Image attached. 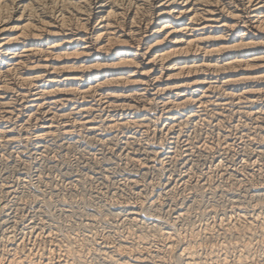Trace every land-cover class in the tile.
Segmentation results:
<instances>
[{
  "label": "bare ground",
  "instance_id": "1",
  "mask_svg": "<svg viewBox=\"0 0 264 264\" xmlns=\"http://www.w3.org/2000/svg\"><path fill=\"white\" fill-rule=\"evenodd\" d=\"M263 102L264 0H0V145L19 141V131L30 134L25 135L29 140L31 134L37 140H46L81 130L89 134L123 133L121 136L126 130L171 134L176 128L181 129L184 122L205 121L203 116L208 110L217 117L214 126L221 134L223 128L234 125L228 126L223 120L229 105H236L240 113L252 117L264 114ZM244 127L247 126L244 124ZM143 146L152 155L151 162L148 160L151 167L153 158L162 163L174 157L172 150L153 148L151 142ZM122 152L129 163L131 160L135 166L142 165V160L133 152ZM253 157L244 158L246 166L255 162ZM135 181L133 184H138ZM189 182L192 181L189 179ZM167 186L169 191L175 190L170 180L166 181V189ZM151 189L150 196L137 204H119L127 211V223L134 227L125 226L121 232L110 231L107 235L102 233L103 243H98V238L94 240L97 232L95 236L82 234L91 242L86 246L84 238L77 234H63L56 239L53 231L43 232L44 228L34 236L37 248H33L34 242L27 248L26 237L17 242L10 235L8 247L0 249V264H93L95 258L99 264H175L176 260L181 264H264V244H258L256 239L258 229L264 232L263 187L253 189V196L257 198L254 211L246 205H235L231 210L241 212H237V217L221 218L227 222L208 223L204 231L182 236H177L172 226L169 230L153 231V223L161 224L153 212L148 232L136 226L145 208L162 204L161 193ZM174 213L177 220L189 214L183 208ZM119 214L116 215L119 217ZM110 237L114 241L110 242ZM204 240L206 244L208 240L214 242H209L203 250ZM261 240L259 243H264V233ZM262 248L260 252L258 249ZM230 249L234 255H230Z\"/></svg>",
  "mask_w": 264,
  "mask_h": 264
},
{
  "label": "rangeland",
  "instance_id": "2",
  "mask_svg": "<svg viewBox=\"0 0 264 264\" xmlns=\"http://www.w3.org/2000/svg\"><path fill=\"white\" fill-rule=\"evenodd\" d=\"M263 105H264V102H263ZM227 108L225 109V113L227 116H225V118L223 119L224 122L226 121L225 124L228 126L231 124H234L237 126L240 123V125H238V127L236 128L234 125L233 126L231 125L232 127L229 126V128L228 127L225 129L223 128L220 132L221 134H219L220 129H218L217 126H214L217 123V117H215L212 111H211V114H209L210 110L206 111L207 113L205 115L207 116L205 115L203 116L204 118H206L205 121L200 120V122H197V123L196 121L184 122V124L180 127L181 129L176 128V131L171 134H168V133L167 134L166 133L164 134L144 133L143 134V133L137 132L136 130H135L136 132L134 130H130L131 132H129V130H126L125 132L127 131L128 132L121 136V134L123 133H120V134L117 132L109 133L110 131L109 132L104 131L102 133L99 132L100 134H97V133L89 134L88 131L81 130V132L80 131L77 132L79 134L73 133V134H70V136L60 134L61 136L57 135V137L55 136V137H52L46 140H37L31 134V139L33 140L31 139L29 140V139H25L26 138L25 135L30 136V134L27 135L21 131L17 132L18 133L17 138H19V141L13 144L3 143L0 145V249L3 250L4 248L8 247V244H9L8 238L10 237V235L14 236V238L16 237L15 239L17 242L23 241V239L26 237L24 239L25 246L29 248L30 246L34 245L36 247L33 246V248H37V244L35 243L34 239L36 235H38L40 230L42 232L44 228L46 230H44L43 232H47V231L49 232V230L53 231L54 235L55 234L57 235L56 239L57 237L60 238V235L64 236L67 234H72V235L77 234V236H79L81 239L84 238L86 246L87 245L90 246L91 242L86 241V238L82 237V234L83 236H87V235L95 236L97 232L98 235L95 236L96 238H94V240L98 238L99 240L97 239V242L103 243V241L105 240V238L103 240L104 234L107 235V232L111 231L112 233H114L118 230L121 232L122 230L125 229V226L126 228L130 226L134 227L127 223L128 222L126 220L127 211L120 208L119 204L121 203L124 204L128 202L130 204H134V203L137 204L140 201H143L147 197L150 196V192L152 190L151 188H155L154 190H157V192L161 193L160 199H161L162 204L160 203L161 206L160 205L153 206V208H145L146 206L144 207L145 209L143 210L144 212L143 214L145 216L142 215V217H140V222L136 225L137 227L140 226L139 228L144 231L145 230L147 231L148 230L147 228L152 227V226H153V231H155L156 229L169 230V228L172 226L173 232H175L176 235L178 234L179 236H182V234L184 235V233L185 235L186 234L190 235L192 232H196L197 230H201L200 232L204 231L208 223L211 225V224H214L215 221H217V223L215 222V224L219 225L221 222H227L225 220L224 221L222 220L224 217H227L226 220H228V218L231 219L230 217H233V216L237 217V215L241 212L237 211L238 209L235 212L232 211L233 210L232 207L235 205H239L241 207L246 205V208L247 206L250 207L248 208L249 210L252 208L251 212L254 211L253 208L255 207L254 205L257 202V198L255 195L253 196V194H255L254 193L255 191H253V189H255V187L264 188V185H263L264 183V152H263L264 143L262 145L260 141V138H262L263 137L262 135H264V128H263L264 127V114L262 115L260 114L261 116L258 115L260 116L258 119L256 118L258 116L251 117V116H247L245 114L240 113L239 108L236 107V105H231V106L229 105ZM231 108H233L232 109L233 111L231 110ZM234 111H237V112H234ZM232 114H234L233 115L234 117L231 116ZM207 117L209 118V121L207 120L208 119ZM212 118H214V120ZM210 120L213 122L211 123ZM231 120L233 121V123ZM244 124L247 127H244ZM260 125H262L263 127L262 126L259 127ZM225 130L226 132L227 131L228 132L226 133ZM179 131H182V132H179ZM224 133L227 134V136L230 133L231 135L227 137ZM131 136L133 140L135 141L132 140ZM111 137H114V139ZM175 137H176V140L177 138L180 137L178 142L174 139ZM254 137L257 140H255ZM234 139H235V142H234ZM140 140H142L141 144L139 143ZM125 141L126 142L130 141V143H132L133 141V143L130 145L128 142L127 143L129 145L128 146ZM135 142L138 146L135 144ZM148 142L149 143L151 142L153 144V148H155L156 146V148L165 147L166 149L164 150H170V151L172 150V154L174 155V157L167 158L169 161H167L166 159V160H163L162 163L160 162V160L154 161V158H153V164L151 167V164L148 163V160L150 159L149 162H151L152 155L148 151L149 149L146 150L144 149L146 146L145 147L143 146V143L146 144ZM169 142L171 143V145ZM218 142L220 143L219 145H218ZM225 142L226 143L229 142V143L226 144ZM124 143L126 146L124 145ZM161 143L164 146H162ZM204 143L205 145L209 144L207 146L208 148L209 146L210 147L214 146L215 148L214 147L212 148L215 151L212 148H209L212 151L208 150V148L205 147ZM234 143L235 144L237 143V145L234 146L233 145ZM224 144H226L227 148L224 147L225 146ZM177 145L179 146L180 149L178 148ZM124 146L127 148H125ZM169 146H172V147L169 148ZM185 149L189 151L187 152ZM255 149L257 150V152L259 151L258 154L255 152L256 151ZM124 150L133 152L134 155H136L138 158L142 160V165L135 166V164L132 163L131 160L129 163V159L125 156H122L123 155L122 151ZM187 154L189 155L187 156ZM248 155L254 156L253 160H255V162H252L246 166L244 163V158L245 159L248 158L249 157ZM147 156H148V159H146ZM234 157H237L235 158L236 160L234 159ZM121 158H125V160ZM164 161L166 162L164 163ZM157 162L159 163L157 164ZM145 164L147 165V167L150 166L148 167L150 169L146 170L147 167H144L146 166ZM184 164H187V165H184ZM217 165L219 166L217 167ZM139 167L141 168L144 167L145 169L143 168L141 169ZM245 169L246 171H244ZM187 173L189 175H187ZM249 175H251V177ZM168 176L169 178H167ZM186 177L187 178L189 177L188 180H186L188 182L185 181V179H187ZM128 178L129 179L132 178L133 180H129ZM246 178L247 179L249 178V179L247 180ZM189 179L192 182H189ZM160 180L162 181L160 182ZM167 180L171 181L172 186L174 185L173 187L175 190L172 189L173 190L172 192L169 191L168 186L166 189ZM243 180H246V181H243ZM134 181L138 184L143 185L144 187L141 185L137 187L136 185L138 184H133ZM152 184L153 186H150ZM134 186L135 188H133ZM139 189L141 190V195H140ZM235 191H236V194H235ZM182 192H185V193H182ZM139 196H142V197H139ZM117 200H119V202ZM235 200L238 203H236ZM198 201L201 205L198 203ZM244 202L246 203L244 204ZM174 203L175 205H173ZM178 204L179 206H177ZM108 207L111 209H109ZM180 208H183L189 214L187 217L179 218L177 220L175 219V217H177L176 216L177 214L174 213V211ZM172 209H175V210H172ZM208 209H210L212 212L209 211ZM225 210H227V212H224ZM151 212H153V217L155 216L154 218L159 216V220H161V224L159 225L156 223H153V225L149 224L150 223L149 219L152 217ZM200 213H202L203 215ZM116 214H119V217H122L123 220L119 218ZM122 214L125 216H123ZM123 217L125 218V220ZM162 221H165V222H162ZM126 223L129 226H127ZM140 223H142L143 225ZM195 226L197 227V229L195 228ZM258 230H257L258 232L256 231V235L258 237V238L256 237V239L260 240V241L258 240L257 243L261 245V244H264V243H259V242H262L261 239L263 237L264 232L261 231V229H258ZM24 233L26 236L24 235ZM261 233H262V236H261ZM109 239H110V242L114 241L113 239H111V237ZM228 241H231V240L229 239ZM27 242L28 243L30 242V243L28 244ZM33 242L35 244H33ZM206 242L207 244L205 243V240H204L203 242L204 246L203 247L201 246L203 250L206 248L205 245L207 246L208 244L214 241L208 240ZM258 250L262 252L261 250H263V248L258 249ZM230 252H231L230 255H234V252H232V249H230ZM95 259L92 260V262H94L93 264H96V263L99 264V261H98L99 259L97 258L96 261ZM176 261H175V264H181L180 261L178 260ZM172 264H174V262H172Z\"/></svg>",
  "mask_w": 264,
  "mask_h": 264
}]
</instances>
